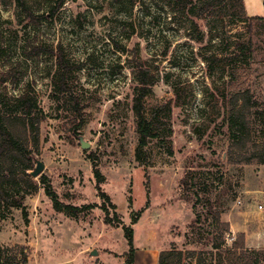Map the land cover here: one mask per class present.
Wrapping results in <instances>:
<instances>
[{
  "label": "rangeland",
  "instance_id": "rangeland-1",
  "mask_svg": "<svg viewBox=\"0 0 264 264\" xmlns=\"http://www.w3.org/2000/svg\"><path fill=\"white\" fill-rule=\"evenodd\" d=\"M244 3L240 21L174 12L171 0H0V100L16 112L29 95L40 121L20 133L33 169L0 158V264H128L125 227L135 264L167 250L168 264H218L241 233L264 249V0ZM60 50L76 68L68 95L55 84ZM140 68L146 118L170 105L145 146ZM240 129L248 142L230 154ZM49 192L88 208L57 210Z\"/></svg>",
  "mask_w": 264,
  "mask_h": 264
},
{
  "label": "trees",
  "instance_id": "trees-1",
  "mask_svg": "<svg viewBox=\"0 0 264 264\" xmlns=\"http://www.w3.org/2000/svg\"><path fill=\"white\" fill-rule=\"evenodd\" d=\"M65 0H61V3ZM172 8L174 12H188L197 18H205L206 16H234L240 21H245L247 12L244 4V0H171ZM223 12V13H222ZM28 18L34 22H39L40 17H36L30 10H26ZM263 18V17H256ZM57 61L59 71L55 77V84L58 87V91L64 95L71 94L69 86V76L76 69L71 65L64 57L62 51L57 55ZM137 81L139 87H137L138 94L135 98L134 110L137 117V130L139 133V142L141 146L148 144L150 139L157 138V122L160 120L162 114H168L170 112V105H164L157 109L147 119L144 114V100L149 93V87L152 85V80L147 70L143 68L139 69L137 75ZM240 98V97H239ZM238 98V99H239ZM236 99V101H238ZM249 102L246 100L240 107H248ZM10 103L8 100H0V158L17 157L20 163L25 164V171L33 169L34 158L27 156V149L22 145L21 132L30 129L32 134H35L39 130V119L36 101L31 99L29 95L23 94L14 99V107L16 112H12L9 109ZM244 120V119H243ZM25 133V134H26ZM248 133L244 129L236 131L232 135V148L230 154L235 149H241L246 142H248ZM241 164H251V158L247 157L240 162ZM96 178L98 181L97 190L103 199L110 201L109 197L102 191L100 183L102 177L96 170ZM52 196L54 206L57 210H64L73 216H76L81 210L88 207H75L72 205H64L59 203L57 197L49 192ZM114 207V206H113ZM115 208V207H114ZM102 209L106 213L105 223L112 225V220L109 216V211L105 205H102ZM217 222H220L217 217ZM119 224V223H118ZM224 228L223 233L229 231L228 223H221ZM119 226V225H118ZM125 237L128 240V244L131 250L130 259L128 264L134 263V233L131 227H125ZM219 250L220 247L216 246ZM173 250L162 251L159 255V264H168L170 257L173 255ZM177 258L180 259L182 254L176 253ZM218 264H264V249L262 250H248L245 247V236L243 233L239 234L232 246L225 249L224 255L219 253ZM5 264V263H2Z\"/></svg>",
  "mask_w": 264,
  "mask_h": 264
},
{
  "label": "water",
  "instance_id": "water-1",
  "mask_svg": "<svg viewBox=\"0 0 264 264\" xmlns=\"http://www.w3.org/2000/svg\"><path fill=\"white\" fill-rule=\"evenodd\" d=\"M85 147V146H83ZM43 171V165L41 163H38L36 169L32 172V175L37 177L38 175H40Z\"/></svg>",
  "mask_w": 264,
  "mask_h": 264
},
{
  "label": "built area",
  "instance_id": "built-area-1",
  "mask_svg": "<svg viewBox=\"0 0 264 264\" xmlns=\"http://www.w3.org/2000/svg\"><path fill=\"white\" fill-rule=\"evenodd\" d=\"M263 207H260V209H262Z\"/></svg>",
  "mask_w": 264,
  "mask_h": 264
},
{
  "label": "crops",
  "instance_id": "crops-1",
  "mask_svg": "<svg viewBox=\"0 0 264 264\" xmlns=\"http://www.w3.org/2000/svg\"><path fill=\"white\" fill-rule=\"evenodd\" d=\"M245 4V3H244ZM246 8V7H245ZM246 12H247V10H246Z\"/></svg>",
  "mask_w": 264,
  "mask_h": 264
}]
</instances>
